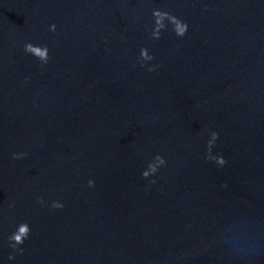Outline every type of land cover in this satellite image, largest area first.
Wrapping results in <instances>:
<instances>
[{
  "label": "water",
  "instance_id": "95a60500",
  "mask_svg": "<svg viewBox=\"0 0 264 264\" xmlns=\"http://www.w3.org/2000/svg\"><path fill=\"white\" fill-rule=\"evenodd\" d=\"M0 264H264V0H0Z\"/></svg>",
  "mask_w": 264,
  "mask_h": 264
}]
</instances>
